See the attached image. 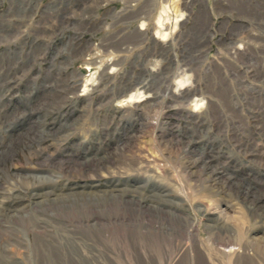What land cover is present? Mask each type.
I'll return each instance as SVG.
<instances>
[{
  "label": "rangeland",
  "instance_id": "rangeland-1",
  "mask_svg": "<svg viewBox=\"0 0 264 264\" xmlns=\"http://www.w3.org/2000/svg\"><path fill=\"white\" fill-rule=\"evenodd\" d=\"M44 1L0 3V264H264V0Z\"/></svg>",
  "mask_w": 264,
  "mask_h": 264
},
{
  "label": "crops",
  "instance_id": "crops-1",
  "mask_svg": "<svg viewBox=\"0 0 264 264\" xmlns=\"http://www.w3.org/2000/svg\"><path fill=\"white\" fill-rule=\"evenodd\" d=\"M11 1L12 0H2V1L0 0V3H3V4L8 3L9 4V3H11ZM186 1L187 0H182V1H180L179 4L186 3ZM44 2H46V1L40 0V3H44ZM64 2H71V0H64ZM143 2H144V0H143ZM205 2L207 3L208 0H205ZM46 3H48V1ZM195 7H197V8H195ZM198 8H199V4H198V1L197 0H193V6L192 7L185 6V7H182L181 8L182 17H180V19H179L180 21H182L181 26L183 25V23L185 21H187V20L189 21L191 19L192 13H194L195 10H197ZM135 20L140 22L137 25V29L140 32H143L144 34H146V31H145V28L146 27L145 26L148 24V21L146 19H144V17L143 18L140 17V18H137V19L135 18Z\"/></svg>",
  "mask_w": 264,
  "mask_h": 264
},
{
  "label": "bare ground",
  "instance_id": "bare-ground-1",
  "mask_svg": "<svg viewBox=\"0 0 264 264\" xmlns=\"http://www.w3.org/2000/svg\"><path fill=\"white\" fill-rule=\"evenodd\" d=\"M160 17V16H159ZM162 17V16H161ZM159 23L163 24V21L161 20V18L159 19ZM167 30L163 31V33H160L162 34V36H160L159 38H161L162 40H166V35H167ZM158 35V34H156ZM180 79V78H179ZM130 98L133 97V95L129 96ZM255 243V242H254ZM262 262V261H261Z\"/></svg>",
  "mask_w": 264,
  "mask_h": 264
}]
</instances>
